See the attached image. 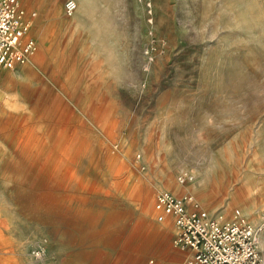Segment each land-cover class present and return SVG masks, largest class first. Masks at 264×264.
I'll use <instances>...</instances> for the list:
<instances>
[{"label":"rangeland","instance_id":"374dc122","mask_svg":"<svg viewBox=\"0 0 264 264\" xmlns=\"http://www.w3.org/2000/svg\"><path fill=\"white\" fill-rule=\"evenodd\" d=\"M21 1L38 47L0 67V264H177L154 203L178 184L226 218L239 208L264 241V0H89L87 15ZM12 126L85 135L100 189L56 205L61 190L18 177Z\"/></svg>","mask_w":264,"mask_h":264},{"label":"built area","instance_id":"2783aa9c","mask_svg":"<svg viewBox=\"0 0 264 264\" xmlns=\"http://www.w3.org/2000/svg\"><path fill=\"white\" fill-rule=\"evenodd\" d=\"M65 12L76 9L75 0H66ZM37 11H29L21 0H0V67L26 63L38 43L31 34ZM182 183L192 179L180 176ZM154 209L158 221L174 223L175 243L186 250L177 264H264L258 247L259 228L239 209L232 218L210 211L191 193L170 189L157 192Z\"/></svg>","mask_w":264,"mask_h":264},{"label":"bare ground","instance_id":"6f19581e","mask_svg":"<svg viewBox=\"0 0 264 264\" xmlns=\"http://www.w3.org/2000/svg\"><path fill=\"white\" fill-rule=\"evenodd\" d=\"M77 2L75 11L78 12L81 9L87 15L90 8L88 6L89 0H80L78 5ZM55 3L57 4L56 0ZM103 114V116L108 114L107 109L104 110ZM13 128L12 126V130L10 129L13 136L8 138V140L12 145L11 149H14V166L18 177H26V179H30L33 182L38 178H42L38 179L41 181V185H46V188H52L51 190L55 192L61 190L62 193H57L56 199L54 196L56 205L64 197H67L66 191L68 189L76 188L91 192H96L100 189L98 182L91 183V178L87 176L88 171L84 170L80 163L89 148L85 135L83 136L78 132L76 136L63 139L53 136H41L33 139L32 135L27 137L22 134V127L17 126L14 130ZM189 187L185 184H178L173 190L181 193ZM136 193L143 198L145 210H152L153 195L142 189H139ZM152 235V239L159 237L158 232H154ZM258 240L257 237L259 246L264 250V241Z\"/></svg>","mask_w":264,"mask_h":264}]
</instances>
